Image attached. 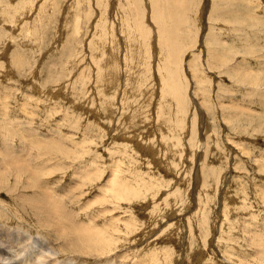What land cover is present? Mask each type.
I'll return each instance as SVG.
<instances>
[{
  "label": "rangeland",
  "instance_id": "obj_1",
  "mask_svg": "<svg viewBox=\"0 0 264 264\" xmlns=\"http://www.w3.org/2000/svg\"><path fill=\"white\" fill-rule=\"evenodd\" d=\"M153 2L0 0L3 246L20 228L37 253L91 237L73 264H264V0H176L163 32Z\"/></svg>",
  "mask_w": 264,
  "mask_h": 264
},
{
  "label": "bare ground",
  "instance_id": "obj_2",
  "mask_svg": "<svg viewBox=\"0 0 264 264\" xmlns=\"http://www.w3.org/2000/svg\"><path fill=\"white\" fill-rule=\"evenodd\" d=\"M176 3H177L176 0H154V2H153L154 7L156 5L157 6L161 5L163 7L162 12L160 14V17H156V16L154 17V20L158 25V29L162 30V32L165 31L162 27L165 28L167 26V25L165 26L164 20L162 18L164 17L165 20L171 19V17H172L171 9L173 6H177ZM179 7H178V9H180ZM174 8H173V10H174ZM173 10H172V12H173ZM174 18H176V17H174ZM166 36L167 35L164 32V34H162V37L165 38V40H167ZM170 58H172V56H170ZM4 152L6 153V157L10 161V163L5 165L7 174H8L9 168H11L12 172H15L14 174L12 173L13 176L11 175L12 180L13 181H22V177L20 176L19 172L22 171L21 169L23 167L17 166L19 164V162L17 160H15V158L10 157L11 155L9 154V152H7V151H4ZM25 171H27V170H25ZM28 171H31V170H28ZM34 173L35 172H33V174ZM29 175H31V172L29 173ZM31 176H35V175H31ZM31 176L29 178H31ZM33 178H35V177H33ZM35 180H38V179H35ZM28 184H34V186H35V183H33V181L31 182V180L27 181L24 184V186L28 185ZM33 200H34V202H39V200H35V199H33ZM42 202H43V200H42ZM57 207H58V205H55L53 208L57 209ZM46 208H49V207L41 206V209L43 211L37 212V216L40 217V219L43 221V223H41V224L38 223V225L41 228H42V226H44L45 229H47V232H50V230H55L57 232H61L60 226L54 221V219H52L51 216H53V215H51L50 211L47 210ZM81 230H82V228L78 229L79 232H81ZM27 231H29V230H27ZM21 232L22 231L20 228H15V240H13L12 242H10L8 244L6 242H4V246H3V242L0 241V264H73L74 262H72L71 257L64 258L61 254H63V255L72 254V255H78V256L81 255L82 257H92L95 254L94 251L91 252L86 246V242H90L91 237H85L83 239V238L79 237L76 233H72L69 236V238L71 240H69V242L67 244L65 242L61 243V245L59 247V251L56 248H54V250H51L50 248H48V243H49V245L52 243L51 239L49 238L48 243L44 242L45 246H43L37 253V248L42 244V242L44 240L47 239V237L42 235V234L41 235L36 234V237H38L39 240L37 242L33 243V242L29 241L30 238L33 236H30L26 233L22 234ZM0 233H2V231H0ZM100 240L103 241V239H100ZM246 244H247V242H246ZM247 245L253 246L252 240L249 239V242ZM72 249H74V250H72ZM262 253H264V252H261L260 250H258L255 252V255L260 256V254H262ZM60 256L62 259L61 261H60ZM103 262H105V260ZM106 263H108V261H106Z\"/></svg>",
  "mask_w": 264,
  "mask_h": 264
}]
</instances>
